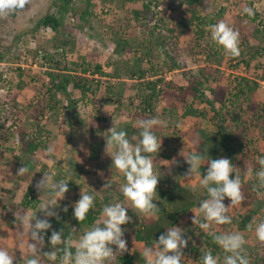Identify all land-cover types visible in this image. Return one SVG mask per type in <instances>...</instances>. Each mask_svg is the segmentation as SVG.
<instances>
[{
  "label": "rangeland",
  "instance_id": "rangeland-1",
  "mask_svg": "<svg viewBox=\"0 0 264 264\" xmlns=\"http://www.w3.org/2000/svg\"><path fill=\"white\" fill-rule=\"evenodd\" d=\"M207 1L211 4L212 12L220 9L225 12L215 24L223 22L239 33V50L242 53L240 60L243 59L245 62L250 60L248 65L239 63L237 67H232L238 62L232 61L224 50L219 58L206 61L205 53L198 52L202 49L206 52L207 38L199 42V47H196L191 55L190 50L196 45L192 33L191 13L187 7L176 5L174 0L159 2L162 6L161 14L153 13L151 10L144 12L146 0L136 2L125 0L120 7L110 10L108 14L103 13L102 5H97L94 10L89 9L91 15L83 20L79 15L85 9V1L72 0L68 11L63 13L62 27L55 34L42 32L38 24L47 14L57 17L62 15L59 14L58 0H24L22 8L0 11V73L7 72L11 93L8 95L5 88L0 91V248L6 249L14 257L13 264H25L29 255L28 243L32 242L26 235L27 229L20 223V217L24 215L34 217L37 213L38 219H49L52 225L48 230L50 237L52 231L59 226L60 220L66 224L67 218L65 219L63 209L66 206L67 209L73 210L72 205L80 199L81 192L95 195L94 202L99 209L116 202L127 207V215L131 220L122 225L125 229L123 238L127 242V251L121 254L136 252L139 257L135 258L134 264H144L140 260L143 243L136 242L133 234L142 221L151 222L154 216L132 208L131 203L123 196L122 185L126 183V179L122 173L111 167V157L105 153L108 131L115 126L117 130L125 131L130 140L132 137L138 140L141 131L139 121L150 118L159 120L160 124L152 129L161 140L159 152L150 154L154 173L160 176L161 180L170 178L168 187L177 182L191 189L196 187V191L193 192L202 199L205 189L197 187L200 176L185 178L189 165L179 153L184 150L186 155L196 151L200 143L199 130L217 136L216 134L223 128L225 131L235 128L233 124L225 123L230 122L228 116L215 115L210 106L196 101L193 107L202 111L204 115L201 117L182 115L186 106L178 101L180 93L176 87H186L198 76V70L201 68H210V76L216 80L214 82L210 80L212 87L226 85L231 88L236 77H247L258 83L248 103L249 108L242 115L241 124L247 126L242 150L238 151L237 142L233 144L234 149L230 153L219 150L220 158H228L234 166V173L230 178L238 175L241 182L242 199L239 204L229 207L227 214L231 218H236L239 214L256 209L255 227L249 233L234 232L235 227L230 223L217 225L209 222L210 228L202 231L220 234L240 233L245 241L244 254L251 252L252 259L258 254H263L264 242L257 239L255 228L259 219L264 218V186L260 185L256 176V172L260 170L258 158L264 156V52L260 55L255 52L260 47L264 49V36L263 39L256 38L254 31L255 29L261 31L259 26L264 25V0ZM108 3L106 1L107 5ZM245 7L252 8L259 16L257 22H252L243 12ZM134 10L138 11L139 17H135ZM153 18L159 19V26L156 25L154 28L151 25ZM90 24L94 29H89ZM206 32L211 34V29H207ZM68 39L70 43L66 47L64 57L58 55L55 57L59 59L62 74H69L74 81L85 77L89 80L98 78L101 86L95 95H87L84 98L89 101L88 104L81 102L82 96L77 89L68 87L66 94H56V98L60 100L57 110L47 112L45 98H49L47 91L49 83L45 73L49 70L43 68L35 51L55 52V46ZM217 49L215 47V50ZM82 63L91 65L90 71L95 64L102 65L105 76L93 77L83 74L78 67ZM18 65L23 69L22 77H17ZM133 71L137 76L142 72L144 75L133 78L130 75ZM158 79L163 80L159 85L161 95L154 99L149 112L135 117V112L141 110L142 96L150 94L146 89V83ZM167 82L172 84L171 88L167 87ZM19 85L21 88L17 90ZM110 86L115 89L119 87L118 91L121 93L118 100L105 91V87ZM205 94L209 95L207 91ZM191 99L189 95L187 104L192 102ZM69 101L76 102L77 115L75 111L71 112L67 108L70 105ZM44 107L45 114L38 115L37 111ZM68 112H71V117L68 116ZM35 114L38 115L36 122L33 119ZM20 130H26L40 138L41 146L33 154L23 150V143L20 142L18 134ZM237 131L241 133V128L238 127ZM46 143L52 145L51 154L47 152L50 146ZM163 154L170 157L164 159L161 157ZM27 159L35 163L34 171L24 182L14 183V174ZM173 160L176 163H173ZM44 173H51L55 179H64L68 182L69 191L64 199L58 201L55 209L58 218L46 217L39 209V203L49 198L47 191L41 192L36 188ZM106 183L111 187L103 189ZM157 185L159 186V183ZM28 186L36 191L34 197L38 204L37 207L24 211L19 203ZM200 202L193 208V214L201 222H206L199 213ZM223 203L227 207L231 201L225 198ZM10 218H15L16 228L10 227ZM102 219L101 215L99 220ZM176 226L187 235L185 239L188 243L183 252L191 244L192 237L188 233L195 232L198 235L200 228L194 223L189 226L183 217L178 220ZM90 228H73L74 240L71 244L76 247L80 236ZM22 231L25 232L23 236ZM195 242V239L192 240V244ZM113 248L115 253V247ZM50 250L47 238L41 251ZM118 254L120 253H116ZM182 260V264H191L187 253L183 252ZM110 264L116 263L112 259Z\"/></svg>",
  "mask_w": 264,
  "mask_h": 264
},
{
  "label": "clouds",
  "instance_id": "clouds-1",
  "mask_svg": "<svg viewBox=\"0 0 264 264\" xmlns=\"http://www.w3.org/2000/svg\"><path fill=\"white\" fill-rule=\"evenodd\" d=\"M24 0H0V11L22 8ZM243 12L248 16L254 15L253 9L245 7ZM164 13V11H163ZM259 19V18H258ZM258 21V20H257ZM256 21V22H257ZM260 21V20H259ZM262 29V26H259ZM211 39L224 51L233 56H239V33L223 22L211 26ZM160 124L156 118L139 121L141 129L139 139L132 137L130 140L127 133L117 130L115 126L109 129L106 139L105 153L111 157V167L123 174L126 183L122 185V194L126 201L131 203L140 213L155 215L158 208L153 203L157 195L156 188L159 177L153 170V159L150 154H157L161 147V140L152 131L154 126ZM136 142L133 143L132 141ZM47 152L51 154L53 148L49 147ZM184 162L189 165L186 179L200 175L202 156L200 152H189L184 150L179 153ZM173 163H176L173 160ZM260 170L256 172L261 186H264V156L258 158ZM28 169L23 166L18 174L23 175ZM234 173V166L228 158L210 159L207 168L199 179L197 187L206 189L207 198L199 204L201 213L206 222H201L195 216L193 223L200 229L208 230L209 222L217 225L231 223V217L227 214L229 207L240 203L242 197L240 192V178L238 175L230 178ZM106 183L103 189L110 188ZM37 190L49 193V198L39 204L40 212L46 217L58 218L55 211L58 201L64 199L69 191L68 182L64 179L57 180L51 173H44L36 184ZM196 191V187L192 189ZM225 198L230 199L229 206H225ZM95 195L81 192L80 199L73 207L74 218L81 222L86 219L90 209L94 208ZM67 211V207L63 209ZM102 220L96 222L88 231L84 232L78 239L73 250L70 242L66 241L62 232L52 231L48 238L50 251L42 252L44 247V235L52 228L49 219H38L37 213L34 217L27 215L20 217V223L27 229L28 236V258L25 264H110L116 253L127 251V242L123 238L125 229L121 226L130 222L131 217L127 215V207L122 203H110L102 209ZM251 227V225H249ZM255 234L259 241L264 242V220L260 221ZM25 232H21V236ZM213 241L228 255L224 258V264H249L243 255L244 238L240 233L215 234L209 232ZM188 241L183 238L182 230L173 226L167 229L154 241L153 246L145 247L142 252L144 264H182V250ZM115 247V253L114 248ZM62 253V255H58ZM169 253H172L171 255ZM14 257L6 249L0 248V264H13ZM201 264H217V258L211 252L201 257Z\"/></svg>",
  "mask_w": 264,
  "mask_h": 264
},
{
  "label": "trees",
  "instance_id": "trees-1",
  "mask_svg": "<svg viewBox=\"0 0 264 264\" xmlns=\"http://www.w3.org/2000/svg\"><path fill=\"white\" fill-rule=\"evenodd\" d=\"M85 1V9L84 11L79 15L80 19H85L86 16L91 15L89 12V9H95L97 5H102V11L104 14H108L110 10L120 7L121 4L125 0H84ZM106 1H108V5L106 4ZM127 2H136V1H142V0H126ZM144 1V0H143ZM155 4H158L161 0H153ZM178 1V0H177ZM60 3L59 7V15L58 17L52 14H47L44 17L41 18L39 21L38 27L41 28L42 32H48L51 34H55L58 32L59 28L62 27V18L63 13H66L68 11V7L71 5L72 0H58ZM99 2V3H98ZM185 5L189 12L191 13V19H192V33L195 37L196 45L194 48L190 50V54L194 52V49L196 47H199V42L202 41V39L207 38L206 41V52L202 49L198 53H205V60H214L220 57L222 50H224L221 46L217 45L212 39L211 34L207 31V29H211L212 25H215L216 20L220 19L224 15V10L220 9L217 12L211 11V4L207 0H179L178 6ZM144 12L150 11L149 4H144L143 6ZM203 14V16L201 15ZM135 17H139L138 11L134 10ZM89 17V16H88ZM92 19V17H90ZM252 22H256L259 18V16L254 13V15L249 16ZM74 26V25H72ZM258 28V26L256 27ZM89 29H94V27L90 24ZM263 34V35H262ZM254 36L256 38H260L264 36V25H262V30L259 31L258 29H255ZM70 40L61 42V44H58L55 46V52H48L45 50H36V55L38 54V58H40V62L43 66V68L48 69L45 73V75L48 77V83L49 87L47 91L49 92L48 96L49 98H45L46 105L48 106L47 112L49 111H56L57 107L60 104V100L56 98L57 93H65L67 91L68 87H71L72 89H77L79 93L82 96L83 104H88L89 101H87L86 96L88 95H95L98 92V88L101 86V81L97 78H93L92 80H89L87 77L76 79L75 81L72 80V78L69 77V74L64 75L60 71V63L58 62L55 57L58 55L61 58L65 55L66 47L69 46ZM215 47L218 49L215 50ZM264 52L263 48H259L256 50V54L260 55ZM35 55V57H36ZM232 61H237L239 63H245L248 65L249 61L245 62L243 59L240 60V57L242 56V53L240 52L239 56L233 57L229 55ZM17 61L19 58H16ZM39 60V59H38ZM84 60V59H83ZM40 64V65H41ZM80 67V71L83 74H88L93 77L99 76L104 77L105 74L102 72V65L95 64L92 71L91 65L87 64L84 65L83 63L78 66ZM17 77H22L23 75V69L21 66H17ZM132 72L131 77L135 78L137 75ZM215 72V71H213ZM212 72V73H213ZM2 73H0L1 77ZM144 75V72L139 73L138 76L142 77ZM210 68H201L198 70V76L193 78L190 83L186 87H176V89L179 91L178 101L182 102L186 108L184 109L183 116L184 117H193V116H203L204 113L202 111L196 110L193 105L194 102H198L199 104H206L210 106L213 110L215 115H226L228 116V121L225 123L227 124H233L235 130H229L225 131L221 129L220 133L215 135L207 134L203 130H199V138L200 143L198 144L195 152H200L203 154L202 156V164L200 167V178L202 177L203 173L205 172L207 168V163L210 159H219L220 158V152L219 150L222 149L225 153H230L233 148V144L237 142V149L238 151H241L243 139H244V132L247 131V126H244L242 122V115L244 112H247V109L249 108V102L252 98V95L256 91L258 87V83L254 80H251L247 77H239L235 78L234 84L231 88L230 86L226 85H217V86H210V80L211 82L216 81L215 78H212ZM137 76V77H138ZM191 79V78H190ZM163 82L162 79H158L156 81H151L146 83V89L150 91V94L146 97L142 96L141 104L142 107L139 112H135V117L143 116L146 112H149L152 108V102L155 98H158L161 94V88H159V85ZM21 85V84H20ZM17 87V90L21 88V86ZM167 87L171 88L172 84L170 82L166 83ZM10 88H8V93ZM119 87L116 89L110 86L109 88L105 87V91L107 94H109L111 97H115L116 100L119 97V94L121 92L118 91ZM208 92L209 95H206L205 92ZM11 94V93H10ZM8 94V95H10ZM47 94V92H46ZM191 95L192 99L189 104H187V98ZM8 97V96H6ZM43 98V99H44ZM70 105L67 107L71 110V112L75 111L76 113V106L75 101H69ZM218 106L215 108V106ZM66 108V109H67ZM65 109V110H66ZM236 110V112H234ZM46 111L45 107L39 109L37 111L38 115L43 116ZM71 112L67 113L69 117H71ZM235 113V115L233 114ZM38 115L35 114L33 116L34 121H37ZM79 122V121H77ZM75 122L77 125L78 123ZM242 125V126H240ZM76 126V125H75ZM237 127V128H236ZM238 127L241 128V133H239ZM238 133V135H237ZM18 134L20 135V142L23 143V150L25 152H28L30 154H33L35 150H37L40 145V138L35 137L32 134H29L25 131H18ZM29 136V137H28ZM47 144V143H46ZM45 144V145H46ZM47 146H52L47 144ZM27 153V156L30 157V155ZM161 157L164 159L170 157L168 155L163 154ZM75 163V162H74ZM76 164V163H75ZM70 165H73V160L70 161ZM259 165V163H258ZM28 171L24 173L23 175L18 174L16 172L13 177L14 183L18 182H24L27 180V177L34 171L35 169V163L31 159H27L24 162V165ZM20 167V168H21ZM19 168V169H20ZM183 171V170H182ZM170 179V178H169ZM169 179L161 180L159 179V186L157 185L156 193L157 195L154 196L153 203L156 204L158 207L155 211V215L153 220L151 222L145 223L142 221L139 224V227L134 231L133 238L138 243H143V249L145 247L153 246L154 241H157L159 239V236L162 235L167 229L172 228L173 226H176L178 223V220L183 217L186 219V222L189 226L192 225L194 214H193V208L198 205L200 200L207 198V192L205 189V194L201 198H198L196 193L193 192L191 188H189L186 185L180 184L179 182L175 183L173 186L168 187L170 184ZM166 185V186H165ZM264 190V188H263ZM6 192H10L9 190H6ZM36 191L31 186H28L25 193L23 194L21 200H20V207L24 209V211L37 207L36 204H38V200L35 199ZM35 196V197H34ZM106 200V199H104ZM40 204V203H39ZM103 209V208H102ZM102 209H99V206L94 202V208L89 210V213L86 216V219L84 221H77L74 218L73 210H70V208L67 209L65 212V219L67 218V222L65 224L61 222L59 226L56 227L55 231L62 232L63 237L66 238V241L72 243L74 240L73 235V228H90L92 227L101 217L102 215ZM136 211V210H134ZM133 211V212H134ZM257 215L256 209L248 211L244 214H239L236 218H231V223L235 227L234 232H244L249 233L252 231V229L255 227V216ZM64 218V217H63ZM264 220V218H260L259 222ZM15 218H10L9 225L10 227L16 228L14 224ZM126 225V224H125ZM251 225V227H249ZM82 228H81V227ZM124 226V225H123ZM122 227V226H121ZM215 234H220L218 232H214ZM50 231H47V233L44 235L45 241L47 238H49ZM191 235L192 238H190V246L187 250H184V253H187L189 258L191 259V264H201V257L208 252H211L214 257L217 258V264H224V258L228 253H225L222 248H220L217 244L214 243L213 237L209 235V233H205L202 231V229L199 230L198 235L195 234V232L188 233ZM187 235L183 234V238L185 239ZM195 237V238H193ZM195 239V243L192 244V240ZM72 249H75V246L71 244ZM264 250V249H263ZM141 251V252H142ZM170 255L172 253H169ZM58 255H62V253H58ZM243 255L246 256V258L249 261V264H264V252L262 255H256L254 258H250V253H243ZM28 257V256H27ZM138 253H124V254H118L115 257H113V262L116 264H134L135 258H138ZM251 259V260H250ZM140 260L144 263L143 257L140 256Z\"/></svg>",
  "mask_w": 264,
  "mask_h": 264
},
{
  "label": "built area",
  "instance_id": "built-area-1",
  "mask_svg": "<svg viewBox=\"0 0 264 264\" xmlns=\"http://www.w3.org/2000/svg\"><path fill=\"white\" fill-rule=\"evenodd\" d=\"M149 0H146V4H149V9L153 12V13H162V6L159 4H155V2L153 0H150V2H148ZM152 27L154 28L156 25L159 26V19H152ZM156 31H159V28H156ZM2 75L0 77V91H2L5 88V91L7 92L8 90V78H7V72H1Z\"/></svg>",
  "mask_w": 264,
  "mask_h": 264
},
{
  "label": "crops",
  "instance_id": "crops-1",
  "mask_svg": "<svg viewBox=\"0 0 264 264\" xmlns=\"http://www.w3.org/2000/svg\"><path fill=\"white\" fill-rule=\"evenodd\" d=\"M171 2H172V0H170ZM179 1V0H178ZM178 1L176 0H174V2L176 3V5H178ZM182 6H185V5H182ZM186 7V6H185ZM183 8V7H182Z\"/></svg>",
  "mask_w": 264,
  "mask_h": 264
}]
</instances>
